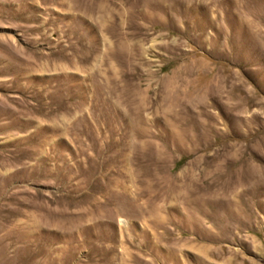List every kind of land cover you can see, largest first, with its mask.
Masks as SVG:
<instances>
[{
  "label": "rangeland",
  "instance_id": "374dc122",
  "mask_svg": "<svg viewBox=\"0 0 264 264\" xmlns=\"http://www.w3.org/2000/svg\"><path fill=\"white\" fill-rule=\"evenodd\" d=\"M0 264H264V0H0Z\"/></svg>",
  "mask_w": 264,
  "mask_h": 264
},
{
  "label": "bare ground",
  "instance_id": "6f19581e",
  "mask_svg": "<svg viewBox=\"0 0 264 264\" xmlns=\"http://www.w3.org/2000/svg\"><path fill=\"white\" fill-rule=\"evenodd\" d=\"M170 137V136H169ZM169 143V142H168ZM171 144V143H170Z\"/></svg>",
  "mask_w": 264,
  "mask_h": 264
}]
</instances>
